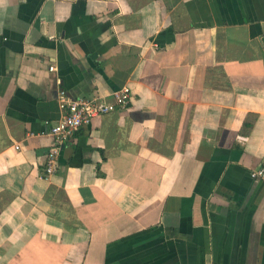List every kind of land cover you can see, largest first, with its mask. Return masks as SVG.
<instances>
[{
    "label": "crops",
    "instance_id": "crops-1",
    "mask_svg": "<svg viewBox=\"0 0 264 264\" xmlns=\"http://www.w3.org/2000/svg\"><path fill=\"white\" fill-rule=\"evenodd\" d=\"M263 163L264 0H0V264H264Z\"/></svg>",
    "mask_w": 264,
    "mask_h": 264
},
{
    "label": "built area",
    "instance_id": "built-area-1",
    "mask_svg": "<svg viewBox=\"0 0 264 264\" xmlns=\"http://www.w3.org/2000/svg\"><path fill=\"white\" fill-rule=\"evenodd\" d=\"M57 103L60 118L49 132L54 144L45 157L44 177L58 173L57 159L61 146L83 125L89 124L95 117L127 108L130 103V90L128 87H122L107 95L78 99H71L63 90H60ZM249 174L252 180L264 182V163L252 169Z\"/></svg>",
    "mask_w": 264,
    "mask_h": 264
}]
</instances>
